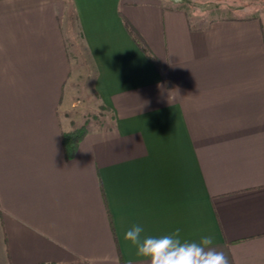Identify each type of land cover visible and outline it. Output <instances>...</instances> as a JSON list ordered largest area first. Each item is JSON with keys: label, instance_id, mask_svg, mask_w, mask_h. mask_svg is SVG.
Here are the masks:
<instances>
[{"label": "crops", "instance_id": "1", "mask_svg": "<svg viewBox=\"0 0 264 264\" xmlns=\"http://www.w3.org/2000/svg\"><path fill=\"white\" fill-rule=\"evenodd\" d=\"M194 1L0 0V264H148L134 224L264 264V9ZM72 20L110 119L67 158Z\"/></svg>", "mask_w": 264, "mask_h": 264}, {"label": "rangeland", "instance_id": "2", "mask_svg": "<svg viewBox=\"0 0 264 264\" xmlns=\"http://www.w3.org/2000/svg\"><path fill=\"white\" fill-rule=\"evenodd\" d=\"M193 4L195 12L206 14L209 18L246 15L264 9V0H212L208 3L200 1L199 3L196 2ZM69 33V51L72 63L74 64V68L80 70L81 73L80 80L77 83L80 96L75 101V105L71 107L69 113L77 117L76 125H78V128H103L109 123V114L105 108L98 103L97 97L92 90V81L94 77L93 66L73 20L70 21Z\"/></svg>", "mask_w": 264, "mask_h": 264}, {"label": "clouds", "instance_id": "3", "mask_svg": "<svg viewBox=\"0 0 264 264\" xmlns=\"http://www.w3.org/2000/svg\"><path fill=\"white\" fill-rule=\"evenodd\" d=\"M143 232L140 224H134L124 232L123 239L148 264H230L228 256L214 246V234L188 241L181 238L179 228L162 236H142Z\"/></svg>", "mask_w": 264, "mask_h": 264}, {"label": "trees", "instance_id": "4", "mask_svg": "<svg viewBox=\"0 0 264 264\" xmlns=\"http://www.w3.org/2000/svg\"><path fill=\"white\" fill-rule=\"evenodd\" d=\"M126 27L140 49H142L151 58L150 54L147 51V48L144 46L142 39L137 35V33L131 26L126 25ZM84 133L85 131L83 128H77L69 133L64 134L63 144L67 158H71L73 156L76 146L80 139L83 137Z\"/></svg>", "mask_w": 264, "mask_h": 264}]
</instances>
